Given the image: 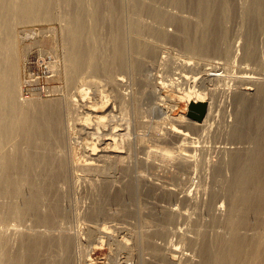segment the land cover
Returning a JSON list of instances; mask_svg holds the SVG:
<instances>
[{"label":"bare ground","instance_id":"obj_1","mask_svg":"<svg viewBox=\"0 0 264 264\" xmlns=\"http://www.w3.org/2000/svg\"><path fill=\"white\" fill-rule=\"evenodd\" d=\"M255 1L256 0H214L212 3L214 6V10H216V12L214 11L213 17L207 18L208 22H210L209 27H207V31H208L207 35H209L210 41L208 44L206 43L207 45H205V46H211L212 47L211 49L213 50L211 51L213 53L208 50H207L208 53L207 52L202 53L201 52L203 49L202 43L204 42L202 41V39L201 41H199L200 39L198 40L199 37L198 34L202 30L201 27H203L202 25L203 22L201 23L199 18L197 19L196 15H199L200 14L199 12H202L204 14L205 11H210L209 5L212 6V4L210 3L209 0H185V2H183L184 4L179 6L178 5L164 6L161 4L159 0H0V264H92L91 262L93 259L91 257H88L90 256L88 255V252L86 254L84 251L87 250V247L88 249L89 247L91 248L89 249V251L92 250V248L95 249L96 247H98L100 243H103L105 237L112 235L111 226L102 223L100 224L98 220L102 221V218L103 219L107 218L104 204L106 203L109 193L112 189L113 178H114V176H112L113 175L112 173L115 172L116 168H119L118 170H116V172L120 174L119 178L122 186L119 187L118 191H115L112 194L111 200H116V199L118 200L120 198L123 199L124 197H126L128 198L129 201V199L136 197L134 195L136 193L138 180H140L139 192H141L144 196L146 195L147 196V197L145 196L146 199L150 198L151 196L148 197V195L152 194V196H154L155 199L160 197L165 202V204L159 203L160 205H158V212L155 211V208H153L154 212H157V214L156 213L153 214L152 219H150V221H147L149 220V218H147L146 221L142 220L143 222L141 223V226L134 227L135 224L133 223L134 224V225L132 224L133 227H131L132 225L130 224L131 225L130 228L129 223H126L128 224V227L126 226L121 227L122 229L127 230V232L129 231L128 236L129 238H131L132 243L130 242L127 243L128 238H126L125 235L122 236L119 241L117 240L118 241L117 243L119 245L115 243L117 245V246L115 245L116 247L120 246L123 247V249H126V252L129 255H133L136 251L140 250L139 254L138 253L137 254L138 257H141V259H139V262L141 260L142 264H264V96H262L263 98L258 97L257 96L258 93L251 95L249 91L250 85L249 87L245 86V84H251L254 86L257 85L258 91L260 92V90L264 89V75L256 71L255 70L256 68L254 69L256 73L253 70L256 75L255 74L250 75L251 73L249 72L250 70L247 72L245 69H243L246 68L248 65L242 68V66L239 64L241 66L240 68L242 69L239 68L240 71H237L239 74L236 73L237 75L233 76V78L237 81V83H239V85L236 87L238 89H236V92L234 91L235 92L234 95L232 96L231 94V96L233 97V99L231 100H233L236 109L234 111V118H233L234 121L231 124V133L229 134L231 135L233 141L247 140V143L249 141L251 146L242 149L239 148L240 147L239 145L238 148L237 147L227 148V146L224 147L222 146L224 148L223 149L221 147L224 152L226 150L229 152V159L226 162L221 160L220 162H217V164L214 161L215 163L212 164L211 166L212 174L215 177V180H217V182L219 183V185L216 186L213 183L215 185L214 186L213 184L211 185L208 183V185H210L208 186L205 185L207 182L203 183L204 185L202 184V182L201 184H199V182L204 179L198 181L195 189L197 188L202 191L201 200L200 198H198L199 196L197 197V199H195L196 197L194 198L193 196L194 194L192 195L191 191L188 189L189 185L186 187L187 183L192 181L193 179V176L191 175H195V174L199 175L198 171H200L198 170L199 164H196V161L193 160V155H192V149L193 147L196 146L194 145L193 147L182 146L183 141L187 142L188 139L191 140L193 139L189 133L191 132L190 131L191 128L192 127L198 128L199 126L206 127L204 124L206 123L208 116H210L211 114L210 113L211 101L209 99L207 100V98L204 97V94L206 93L204 92L203 85L205 83L201 84L199 82L201 79L199 80V78H204L203 80H205L208 74L212 71H215L217 68H219V70L220 69L223 70V72L226 71L228 72L230 70L228 66L231 63H229L228 61L229 59L228 56L226 58L227 59L226 61H224V59L222 61V58L214 53L215 52L214 50L217 51V49L220 47V46L218 47L219 39L221 37H224L225 34L227 35L226 31L228 32V29L226 28L225 30V28H223L222 25L221 18L223 16L222 15L223 12H225L226 9L229 8L230 6L232 12L231 15H234L236 18L245 17V16L251 17L250 7L252 4L254 5L255 8V4H254ZM259 1H260L259 5L257 4L256 6H259V8L258 7L257 8L259 9V12H261V15L262 14L264 15V0H259ZM125 6L126 7L129 6L133 10L142 13L141 15L145 14L148 17H150L148 22L152 18L153 20L155 19L158 23V20H160V17L162 16L163 19L164 18L166 19L167 24L169 25L173 24L176 27L175 33L172 34V33H168L167 32L168 30H165L166 28L163 30L160 27L148 26L147 24L148 27L145 28L149 36L152 35L154 37L161 38L163 40L165 39L167 40V38L168 39L170 38L172 41H174V44L175 43H178V45L180 44L181 48L184 49L182 52L193 51L197 53L198 52L197 50L200 49L201 51L200 50L199 51L201 53L198 52V56H194V57L187 56V54H183V53L182 54L179 53L178 56L175 55L171 56L169 55L170 52L167 53L169 48L165 50L166 46L164 47L163 45L161 46L162 43L161 44L159 43L160 44L159 45L156 42L154 43L153 41L155 40H153L152 38L149 39L148 36L144 37L143 35L142 36L137 35L136 27L138 26V22L140 21L139 16L141 15L140 14L139 16L135 15L134 13L136 12L134 11L133 15L130 14V16L126 18L128 19L126 24L121 25L120 23H118V25L116 24L117 26L115 28L118 32L117 34H119L117 39L118 40L117 46L115 45L116 46L115 62L116 61L118 62V64L120 65L119 67L125 70L124 72L129 70L127 69L128 67L131 68L134 72L139 73L140 71H144L143 69H146L145 67L149 63L147 59L149 58L150 60L151 59L156 60V58L159 55L158 53H160L161 51L163 54L164 53L167 54L166 56L163 55V58L167 60L165 61V63L167 64V62H172V64H174V66L177 69H180L179 70L180 73L183 72L184 70H196L195 72L200 71L202 72L203 76L205 75V77L198 78L199 81L197 82L201 85H196L197 83L196 84L192 83L194 86L195 85L196 86L194 87L190 84L191 86L189 85L188 86L189 88L188 87L183 88L181 93L182 95L181 97L184 99L185 97H188V100L190 102L202 101L207 103V110L204 118L201 121H195L188 118L186 114H182L178 117H169L165 114L167 117L165 116L164 117L167 121L168 126L166 125L167 127L163 129L167 131V135L168 133L169 135H173L174 137L173 136L172 137L175 143L179 145L175 147L174 148L175 150L173 152H170V154L166 150L164 151L160 150L163 151L162 153H160L161 156H158L159 154L156 155L158 153L156 151L151 152L149 154H145V159L141 160L143 164L147 166H154V169L157 166L158 169L152 172L148 171L149 173H153L154 175H150L148 176V178H143L142 175L140 179H136L135 176L136 173L128 165L130 164L127 162V157L129 156V154L128 156L126 155L123 156L122 154L123 151L121 148H123L124 146L126 147L124 141L127 140L125 139L127 138L126 136L128 133L127 132L128 130H126L127 127H125L126 128L125 130L127 132L125 133V135L122 133L114 135L115 134L114 133L113 134L114 136L111 135L112 137L108 134H107L108 136L106 134L105 135L99 134L100 132H103V131L99 132L100 129L99 127H98V132H96L97 131L96 129H95L96 131L94 130L93 132H88L87 134L90 133V135H88V138L87 137L86 138L91 141L87 140V143L88 145H90V147L92 146L91 148L92 150L87 154L83 163H79L76 160L79 151L75 141L79 142L78 139L80 138V133H83L81 131L83 129L80 130L81 131L80 133H76L74 126L75 127H79V125L81 126L82 123L80 122V120L83 116V113H85V117L83 116L82 118L83 120H81L82 122L84 121L87 122V120L90 119L89 118L90 113L91 114L98 113L97 111L98 106L91 108L90 111L88 109L89 111L88 113L80 112L82 111L81 109L79 110L78 107L73 106L79 102L78 101L79 99H82L81 97H78L79 99H77V96H80L79 93L82 92L84 88L89 90L88 88H94L99 86L109 87L111 81L114 83V81L112 80V75L108 74V58H107L108 44L107 45L103 44L102 40H101L102 45L100 51L98 52L99 54H97L98 55L97 58H95L96 60H94L93 68L91 67L92 70L88 69L91 65H90V56L87 52L89 51V48L86 45L90 43V42L87 43V41L89 40L88 34H90L89 32L94 29V28L90 29L91 19L93 22L92 26L94 25L99 29L103 27L104 29L108 28L109 26L111 27L113 26L112 23L115 22L112 16L113 11L116 12V10H119L121 13L122 11H124ZM185 7L189 9L190 14L183 13V11H186L185 9L182 10ZM126 9L125 11L127 12L128 9L127 10ZM173 9H175V11ZM259 12L256 13L258 14ZM89 15L91 16V19L88 18ZM124 15L123 16L120 15V16L124 17ZM253 15L256 14L253 13ZM54 18H58L60 20L65 21V27H63L65 31L64 32L65 38H67V40L70 42V45L68 43L65 46H67L66 48H68V46H71V48L70 47L68 48L70 49L69 50L70 67L67 66L70 69H68L67 67L66 69L69 70L68 77L73 85L74 91L73 93L70 92L71 93L70 96L69 94H66V96L68 95V97L64 99L55 98V100L45 99L44 101L42 100L24 101L22 99L20 100L19 98L20 88L18 86L19 82L17 77L18 63H17V52H16L17 46H15L16 45L15 25L18 23L21 24L30 23L32 20H38V19L43 22L44 21L47 22L53 20ZM259 19L260 18H258L257 21ZM247 21L250 24L251 20L249 21V19H247ZM226 22L229 23V21L227 20ZM184 23H188L189 24L188 27H185ZM250 26L251 24L249 25V27ZM252 28L254 29V27ZM93 32L94 30L91 33ZM253 34L251 36H253ZM101 35L99 34V36ZM251 36L248 38H252ZM256 38L258 39V37ZM250 40L252 41L253 39ZM92 43L93 42H91L90 44L92 45ZM248 44L250 45V42H248ZM127 45H129V48L135 54V56H133L135 58H129L127 56L128 54L126 49ZM253 45L251 46V48L253 47ZM86 47L88 48V50ZM204 49H208V48H204ZM227 51L229 52V48L227 49ZM228 52H226V54ZM247 52L248 49L246 50V53ZM253 52L254 51H252V53ZM218 53H220V50ZM246 53H244L243 55H245ZM248 53L251 54L250 50ZM257 53H259V55L257 56L260 57L261 56L260 51ZM112 54L113 52L111 53V55ZM211 54L213 56H211ZM222 55H224V53ZM111 57L113 59L114 56L112 55ZM262 57L259 58L258 61L262 59ZM191 58L194 59V61L190 60ZM254 59L255 61L257 60L256 55ZM111 62L113 63V60ZM259 62H261V60ZM67 63L69 62H66V64ZM112 65H110V67L114 68L115 65L114 66ZM226 68L227 70L225 71L224 69ZM111 71L113 70L111 69ZM66 73L67 72L65 71V74ZM216 74L218 73L216 72ZM119 76L126 77L128 75L124 76V74L123 75L120 74ZM143 76L146 77V75ZM143 76L141 75V77ZM189 76L191 77V75ZM186 78H187V74H186ZM186 78L184 80H186ZM224 78L226 79L225 76ZM167 79L168 78L166 77L165 80L167 81ZM120 80H122V78ZM169 80L168 82H166L167 84L169 83ZM189 80L190 79H188V81ZM127 81H130V79ZM146 81L143 82L145 83ZM171 81L172 84L175 82L173 81V78H171ZM209 81L211 82V80ZM71 83H69V85H71ZM147 83H145L144 85H146ZM118 84L120 85V83ZM164 84L165 83H163V85ZM167 84L165 86H167ZM169 84L168 86H170ZM175 84H178V82L174 83L172 87ZM182 85L184 87L183 83ZM138 86H140L141 88L143 87L141 85ZM191 87L192 89H190ZM118 88L120 89L119 86ZM136 89L135 92H138V90ZM143 89L144 88L141 89L142 92L147 90L146 88H145L146 90ZM90 91L92 90L90 89ZM150 91L152 92V90ZM153 91L155 90L153 89ZM253 91L255 92V89ZM130 92H132V90ZM83 93L84 91L82 92V94ZM210 93L211 96L213 94H217L214 93L213 90H211ZM156 94L157 93H154L153 95L156 96ZM122 95L124 96V94ZM150 96H152V93ZM104 97L101 98H103L106 101V96ZM115 97H117V95ZM115 97L113 100L111 99L113 101V105H115L114 104ZM95 98L99 99L96 96ZM151 98L154 99L153 96ZM119 100L121 102L122 99ZM140 100L139 102H142ZM123 101L126 103L125 99ZM148 101L150 102V100ZM167 101H169V99ZM120 102L118 103L120 104ZM161 102H163V100H161ZM163 103H165V101ZM163 103H158L157 109H161L163 107ZM109 104L110 103H106V105L103 104V108L105 109L104 111L105 114L102 113L100 115L99 113L97 115V118H99L98 121L99 123H101L102 120L104 121L109 117L112 118L113 114L110 112L113 111L114 109L112 110L111 109L112 106H110ZM121 106L126 107L125 105H121ZM152 107L153 106H151V110ZM139 108H141L139 107V105L135 106L136 111L139 110ZM142 109H143V105H142ZM157 109L155 110L157 111ZM127 110L129 111V109ZM118 112L120 113V111ZM138 112L139 111H137L136 114ZM120 114L119 115L117 114L116 117L120 116ZM121 115L122 117L125 116V115L123 116V114ZM138 116L140 117L139 114ZM121 119L123 118H120V120ZM125 119H129V118L126 117ZM108 120L109 119H107V121ZM184 120H186L187 121L186 123H189L190 125L189 132L185 128L183 129L182 126H180L181 125L180 123L184 122ZM123 123H125L124 125L129 124V123L126 124V121L125 122L123 121ZM221 123L223 124V122ZM159 124H157V126H159ZM128 127H130V125ZM111 129L113 128L111 127ZM118 138H120L121 140H118ZM241 142L239 143L241 144ZM216 149L217 148H215V150ZM222 149H219L221 150L220 153L222 152ZM156 156L159 157L161 162H166L168 159H172V160L174 159V160L172 164L169 163L149 164L150 161L154 163L153 161L154 159H156ZM196 160L198 161V159ZM77 171H79V175L83 173L84 177H85V173L91 174V177L96 176L95 179L93 178V180H89L90 181L89 184H90L92 199L96 200V203L98 204H95L94 201L93 204L89 207V210L86 214L88 222L82 224V226L79 227L80 229H77L78 231H76V233L74 232V234L73 233L68 234L65 232V234L61 235L62 232L64 231L62 230V232L60 231L61 234L58 231L60 235L59 234L53 235V233L51 234L53 229L51 228L47 229V227L51 226L50 224H54V221L58 220L57 219L58 217L66 216L67 215L66 213L70 211L68 208V211L64 212L63 209L64 206L62 208L61 199L64 200L65 197L68 198L69 195L73 192L74 178H75L73 177V175L74 174L76 175ZM140 171L141 170H139L138 172ZM228 171H230L231 174L230 176L227 175L228 176L227 177L224 174L228 173ZM207 175L208 174H206V177ZM139 176H141V172ZM204 176L205 175H203V177ZM203 177L200 176V178ZM198 199L199 201H197ZM160 200L158 202H160ZM131 201L132 200H130V202ZM155 201L157 200H154V202ZM99 203L101 204L99 205ZM179 205L182 206L180 207ZM130 209L131 208H129V210ZM131 211L123 212L122 214L123 218L126 217L127 215H130L129 219H132L135 215L132 213L133 211L132 212ZM70 213L67 216H69ZM203 213L206 214L205 217L208 218L207 221H203L205 215ZM148 217H150V215ZM181 217L182 219L184 218V220L187 221L188 228L186 226H184L183 228L174 227V226L170 227V225L172 224L175 225L174 223L176 222V220L180 219ZM70 219L71 218H69V220ZM134 219H132L133 222ZM10 220H12L13 223L14 220L15 222L18 221L19 224L10 225L8 224ZM128 221L131 220H127L125 222ZM28 222L31 223L32 227H34L37 224L36 226H39L41 228L42 226H46V229H40V228L37 229L36 227L32 228L31 226H29V224L28 226L26 225ZM183 222L184 221H182V226L184 224ZM38 223L43 225H38ZM68 225L70 224L68 223ZM119 228L120 227H118V230ZM118 232L120 233V231ZM11 235L14 236V238L12 237V239H14L13 243L11 242L12 240L10 241L9 239ZM172 235L178 237V239L174 237L176 240H178L177 242H174L171 239H169ZM81 240H83L85 244H83ZM178 243L184 244L185 248L187 249L186 251L189 250V252L186 253L184 250L185 248H182L184 250L183 251L181 249L183 245H181L180 247V244ZM12 244L14 245V247L12 246ZM137 254H135L136 257ZM126 262L127 261H125V264H128Z\"/></svg>","mask_w":264,"mask_h":264},{"label":"rangeland","instance_id":"obj_2","mask_svg":"<svg viewBox=\"0 0 264 264\" xmlns=\"http://www.w3.org/2000/svg\"><path fill=\"white\" fill-rule=\"evenodd\" d=\"M160 2H161V4L162 5H164V6H176V5H183L184 3L183 2H185V0H159ZM210 1V3L212 4V6L211 5H209L210 6V8H209V10L210 11H205V15L202 13V12H199L200 14L199 15H196V17H197V19L199 18V20L201 21V23H202V25H203V27H201L202 28V30L200 31V33L198 34V40L199 41H201V39H202V41L204 42V43H202L203 44V46H202V51L200 50V49H198L197 51L198 52H202V53H206L207 52V50L208 51H211L212 49V47L211 46H205V45H207L208 43H209V41H210V37H209V35H207L208 34V31H207V27H209V25H210V22H208V20H207V18L208 17H213V15H214V11L216 12V10H214V6H213V1L214 0H209ZM91 2V1H90ZM89 2V3H90ZM160 2H159V4H160ZM259 0L257 1H255L254 2V4H255V8H259V6H256L257 4L259 5ZM253 6V7H252ZM128 9V14H127V12L125 11V9ZM251 9H250V16L251 17H249V16H245V17H239V18H242V19H239L238 17L236 18L234 15H231L232 14V12H231V8H230V6H229V8H227L226 9V11L225 12H223V16L224 17H226V18H224L223 16H222V25H223V28H225V30H226V28L228 29V32L226 31V33H227V35L225 34V36L224 37H221L220 39H219V41H218V49H217V51L219 52V50H220V53H218L216 50H214L215 52V54L217 55V56H219V57H221L222 58V61H223V59H224V61H226L227 59V56H228V61H229V63H231L232 64V66H231V64L228 66L229 67V71L227 72L226 70H227V68L226 69H224L226 72H223V70H219V68H217L215 71H212V72H210L209 74H208V76L205 78V80H206V82H205V80H203L204 78H199V77H205V75L203 76L202 75V72H200V71H198V72H195L196 70H181V71H183V72H181L180 73V69H177L175 66H174V64H172V62H167V64L165 63V61H167L166 59H164L163 58V55L164 56H166L167 54L166 53H162L161 51H160V53H158L159 55H158V57L156 58V60L155 59H147V61L149 62L148 64H147V61H146V69H143L144 71H140L139 73L138 72H134L131 68H127V69H129L128 71H126V72H124L125 70L124 69H122L121 67H119L120 65L118 64V62L116 63L115 62V52H116V46H117V43H118V36H119V34H117L118 32H117V30L115 29L116 28V26L118 25V23H120L121 25H123V24H126L127 23V20L128 19H126V18H128L129 16H130V14H132L133 15V13H134V11L135 10H133L132 8H130L129 6L128 7H126L125 6V8H124V11H122L121 13H120V11L119 10H116V12L115 11H113V13H112V16H113V18H114V21L116 22V19H117V22L115 23V22H113L112 23V25L113 26H109L108 28H105L104 29V27L103 28H101V29H99V28H97V27H95L94 25L92 26V24H93V22H92V19H91V16L89 15L88 16V18H90L91 19V28L90 29H93L94 30V32L93 33H91L93 30H91L89 33L90 34H88V41H87V43H91V42H93L92 43V45L89 43V44H87L86 46L89 48V51H87L88 52V54H89V56H90V67L88 68V69H91L92 70V68H93V64H94V60H96L95 58H97V54H99L98 52L100 51V48H101V45H102V42H103V44H108L107 45V47H108V56H107V58H108V74H111L112 75V80L114 81V83L111 81L110 82V85H109V87H103V86H99V87H94V88H88L89 90H87V89H83L82 90V92L84 91V95L82 94V92H80L79 93V95L80 96H77V99H79L78 97H81L82 99H79L78 101V103H76L75 105H73L74 107H78L79 108V110L81 109L82 111H80V112H86V113H88L89 111H90V109L91 108H93V107H97L98 109H97V111H98V113H96V114H89V118L91 119V121H90V119H88L87 120V122L86 121H84V122H82L81 120H83L82 118H83V116L85 117V113H83V116H82V118H81V120H80V122L82 123L81 124V126L79 125V127H75L74 126V128H75V132L76 133H80L81 131L83 132V133H80V138L78 139L79 140V142H76L75 141V143H76V146L78 147V155H77V158H76V160H77V162H79V163H83L84 162V160H85V158H86V156H87V154L89 153V152H91V148H92V146L90 147V145H88V143H87V140L88 141H91V140H89V139H87L88 138V135H90V133L89 134H87L88 132H93L95 129L97 130H95L96 132H98V127L100 128L99 129V132L100 131H103V132H100L99 134H103V135H112V136H114V135H117V134H120V133H122V134H124L125 135V133H127V138H125V139H127V140H125L123 143L126 145V147L124 146V144H123V148H121L122 149V151H123V156L124 155H126V156H128V154H129V156L127 157V162L128 163H130V164H128L133 170H134V172L136 173V179H140V177H142V175H143V178H148V176H150V175H154L153 173H149V172H152V171H155V170H157L158 169V167L156 166L155 167V169H154V166H147V165H145V164H143V162L141 161V160H143V159H145V154H149V153H151V152H158L156 155H158V156H161V154L160 153H162L164 150H166V151H168L169 152V154H170V152H173L175 149V147H177L179 144H177V143H175V141H174V139H173V135H169V133H168V135H167V131L166 130H164L167 126H168V124H167V121H166V119H165V117H167V116H169V117H178V116H180V115H182V114H186L187 113V110H188V103L190 102L189 100H188V97H185V99L184 98H182L181 96V93H182V90H183V88H185V87H188L190 84L192 85V86H194L193 84H196V85H201V84H203V83H205L204 85L206 86H204L203 85V88H204V92L206 93V94H204V97H206L207 98V100L209 99L210 101H211V114H210V116H208V118H207V121H206V123L204 124L206 127H204V126H199L198 128H191V130H190V125H189V123H186L187 121L186 120H184V122H182V123H180L181 125L180 126H182V128L184 129H186L188 132H189V130L191 131V132H189L190 133V135L192 136V140L191 139H188L187 140V142L186 141H183L182 142V146L183 147H186V146H192L193 147V145L194 146H196V147H193V149H192V155H193V160L194 161H196V164H199V168H198V170H200V171H198V174L199 175H197V174H195V175H191V176H193V179H192V181H190V182H188L187 183V185H186V187L188 186V189L191 191V194L194 196V198L195 199H197V197L198 198H200V200L202 199V195H201V190L200 189H195V187H196V184L198 183V181H200L201 179H204V180H201L200 182H199V184H201V182H202V184L203 183H206L205 185H208V183L209 184H215L216 186L217 185H219V183L217 182V180H215V177L213 176V174H212V164H214L215 162H216V164H217V162H220L221 160L222 161H224V162H226V161H228V159H229V152L226 150L225 152L223 151V147L224 146H227V148H238L239 146V148L240 149H242V148H248V147H250L251 146V144H250V142L248 141V143H247V140H234L233 141V139L231 138V135L229 134V133H231V124H232V122L234 121V111H235V109H236V106H235V104H234V102H233V100H231V99H233V95H234V93L236 92V89H238V88H236L238 85H239V83H237V81L233 78V76H235V75H237L236 73H238L237 71H240V69H242L243 67H246V65H248L246 68H243V69H245L247 72L249 71V72H251L250 73V75H253V74H255L256 73V71H258L259 73H261V74H263L264 75V15L262 16L261 15V12H259V9L257 8V9H255L254 8V5H252L251 4V7H250ZM253 8V9H252ZM126 9V10H127ZM130 9V10H129ZM133 10V12H132V10ZM186 10V11H183V13L184 14H190V11H189V9L187 8V7H185V8H183L182 10ZM187 9H188V12H187ZM174 11H175V9H173ZM253 11V12H252ZM118 12V13H117ZM136 13H134L135 15H138L139 16V14L141 15L142 13H139L138 11H135ZM256 12H259L258 14L256 13ZM195 13V12H194ZM202 13V14H201ZM206 13H207V15H206ZM210 15H209V14ZM212 13V14H211ZM225 13V14H224ZM226 13H227V15H226ZM253 13L254 14H256V15H253ZM117 14V15H116ZM119 14V15H118ZM125 14V15H124ZM128 16H127V15ZM116 15V16H115ZM120 15H124V17H122V16H120ZM144 15V16H143ZM143 15H141V16H139V18H140V21L138 22V26L136 27V34L137 35H140V36H148L149 37V39L150 38H152L153 40H155V41H153L152 39V41L155 43H157V44H161V46L163 45V47L164 46H166L165 47V50L166 49H168V51H167V53H169V55H171V56H178L179 55V53L180 54H187V56H198V52L196 53V52H193V51H191V52H187V51H184V52H182L184 49L183 48H181V46H180V44L178 45V43H175L174 44V41H172L170 38L168 39L167 38V40L165 39V40H163V39H161V38H157V37H154V36H149V34L147 33V30H146V28L145 27H148V26H157V27H160V28H162L163 30L165 29V30H168L167 32L168 33H175V31H176V27H175V25H173V24H167L166 23V19L164 18H162V16L160 17V20H158V23H157V21L154 19H150V21L148 22V20H149V18L150 17H148L147 15H145V14H143ZM202 15V16H201ZM258 15V16H257ZM200 16V17H199ZM256 16V17H255ZM259 16H261V17H259ZM121 17V18H120ZM145 17H146V19H145ZM204 17V18H203ZM126 20H125V19ZM141 18H142V20H141ZM145 20H144V19ZM203 18V19H202ZM224 18V19H223ZM232 18H235V19H232ZM246 18V19H245ZM254 18V19H253ZM258 18H260L258 21H257V19ZM263 18V19H262ZM55 19V20H54ZM53 20H51V21H41V20H32L30 23H23V24H21V23H18V24H16L15 25V43H16V45L15 46H17L16 47V49H17V67H18V70H17V77H18V86H19V98H20V100L22 99V100H26V101H28V100H30V101H44L45 99L46 100H55V98L56 99H64V98H66V97H68V95L66 96V94H69V96L71 95V93H73V85H72V83L70 82V80H69V74H68V72H69V70L68 69H70L69 67H70V59H69V50L70 49H68L69 47L71 48V46H68V48H66L67 46H65V45H67L68 43H69V45H70V42L67 40V38H65V31H64V28L63 27H65V21H63V20H60V19H58V18H54ZM123 19V20H122ZM228 19H230V20H228ZM245 19V20H244ZM247 19H249V21H250V24H251V26L249 27V22L247 21ZM256 19V20H255ZM57 20V21H56ZM121 20V21H120ZM125 20V21H124ZM151 20H153V21H151ZM205 20H206V22H205ZM226 20L227 21H229V23H227L226 22ZM144 21V22H143ZM148 23H147V22ZM159 21H161V22H159ZM225 21V22H224ZM257 21V22H256ZM261 21V22H260ZM140 22H142V23H140ZM146 22V23H145ZM207 22H208V24H207ZM140 23V24H139ZM155 23V24H154ZM164 23V24H163ZM201 23H200V26H201ZM205 23V24H204ZM224 23V24H223ZM257 23H258V25H257ZM117 24V25H116ZM145 24V25H144ZM147 24H148V26H147ZM161 25V26H159V25ZM255 26H254V25ZM184 25H185V27H188V23H184ZM206 25H208V26H206ZM115 26V27H114ZM144 26V27H143ZM165 26V27H164ZM204 26H206V27H204ZM252 27H254V29L252 28ZM110 28V29H109ZM114 28V29H113ZM206 28V29H205ZM254 30H252V29ZM98 29V30H97ZM204 29V30H203ZM261 29V30H260ZM140 30V31H139ZM263 30V31H262ZM111 31V32H110ZM113 31V32H112ZM96 32V33H95ZM100 32V33H99ZM139 34H138V33ZM141 32H142V34H141ZM251 32V33H250ZM104 33H105V35H104ZM144 33H145V35H144ZM248 33V34H247ZM254 33V34H253ZM257 33V34H256ZM263 33V34H262ZM92 34V35H91ZM95 36H94V35ZM99 34L101 35V36H99ZM147 34V35H146ZM201 34V35H200ZM250 34V35H249ZM253 34V36H251ZM256 34V35H255ZM91 35V36H90ZM112 37H110V36ZM112 35H114V36H112ZM97 36V37H96ZM106 36V37H105ZM201 36V37H200ZM208 36V37H207ZM227 36V37H226ZM252 37V38H248V37ZM255 36V37H254ZM93 39H92V38ZM98 37H100V38H98ZM225 37H226V39H225ZM254 37V38H253ZM256 37H258V39L256 38ZM91 38V39H90ZM95 38V39H94ZM103 38V39H102ZM106 40H105V39ZM110 40H109V39ZM157 38V39H156ZM250 39H253L252 41L250 40ZM93 40V41H92ZM98 40V41H97ZM101 40H102V42H101ZM104 40V41H103ZM108 40V41H107ZM115 40V41H114ZM169 40V41H168ZM97 41V42H96ZM222 41V42H221ZM247 41V42H246ZM64 42V43H63ZM101 42V43H100ZM111 42H112V44H111ZM114 42V43H113ZM219 42H221L222 43V45H221V43H219ZM247 44H246V43ZM248 42H250V45L248 44ZM253 42V43H252ZM128 43V42H127ZM207 43V44H206ZM93 44H95V45H93ZM112 46H111V45ZM114 44V45H113ZM159 44V45H160ZM165 44V45H164ZM254 44V45H253ZM258 44V45H257ZM91 45V46H90ZM110 45V46H109ZM116 45V46H115ZM246 45V46H245ZM253 45V47L251 48V46ZM65 46V47H64ZM94 46V47H93ZM115 46V47H114ZM255 46V47H254ZM86 47V48H87ZM93 47V48H92ZM113 47V48H112ZM180 47V48H179ZM247 47V48H246ZM258 49H257V48ZM260 47V48H259ZM88 48H87V50H88ZM112 48V49H111ZM129 45H127V56L129 57V58H135V57H133V56H135V54L132 52V50L129 48ZM204 48H208V49H204ZM229 48V52L227 51V49ZM231 48V49H230ZM245 50H244V49ZM255 48V49H254ZM225 49V50H224ZM248 49V52H249V50H250V53L251 54H249L248 52L246 53V50ZM257 49V50H256ZM67 50V51H66ZM94 50V51H93ZM129 50H130V52H129ZM200 50V51H199ZM231 50V51H230ZM260 51V54H261V56L259 57V56H257V55H259V53H257V52H259ZM113 52V59H112V55H111V53ZM203 51H205V52H203ZM213 51V50H212ZM211 51V52H212ZM222 51H224V52H222ZM245 51V52H244ZM252 51H254L253 53H252ZM255 51H256V54H255ZM262 51V52H261ZM187 52V53H186ZM200 52V53H201ZM211 52H209V53H211ZM226 52H228L227 54H226ZM232 52V53H231ZM66 53V54H65ZM133 53V54H132ZM192 53V54H191ZM193 53H194V55H193ZM208 53V52H207ZM213 53V52H212ZM224 53V55H222ZM231 53V54H230ZM244 53H246L245 55H243ZM189 54H191V55H189ZM219 54V55H218ZM249 55V57H248V55ZM253 54V55H252ZM263 54V55H262ZM95 55H96V57H95ZM232 55V56H231ZM246 55H247V57H246ZM252 55V56H251ZM255 55H256V61H255ZM94 56V57H93ZM211 56H213L212 54H211ZM246 57V59H245V57ZM251 56V57H250ZM263 56V57H262ZM243 57V58H242ZM254 57V58H253ZM262 57V59H260L261 60V62H259L258 61V59L259 58H261ZM92 58V59H91ZM111 60H110V59ZM162 58V59H161ZM250 58V59H249ZM234 59V60H233ZM252 59V60H251ZM254 59V60H253ZM113 60V63L111 62ZM153 60V61H152ZM161 60H162V62H161ZM190 60H193L194 61V59H190ZM109 61H110V63H109ZM232 61V62H231ZM234 61V62H233ZM253 61V62H252ZM258 61V62H257ZM66 62H69V63H67L66 64ZM92 62V63H91ZM163 63H165V64H163ZM171 64V66H170V64ZM254 63H255V65H254ZM257 63V64H256ZM69 64V65H68ZM113 64V65H112ZM163 64V65H162ZM242 66V68H240L241 66ZM259 64H260V66H259ZM110 65H112V66H114V68H112V67H110ZM157 65H158V67H157ZM235 65V66H234ZM67 66H69V67H67ZM152 66V67H151ZM162 68H161V67ZM167 66V67H166ZM173 66V67H172ZM234 66V67H233ZM239 66V67H238ZM66 67L68 68V69H66ZM92 67V68H91ZM151 67V68H150ZM164 67V68H163ZM252 67H254V68H252ZM116 68H118V69H116ZM172 68V69H171ZM173 68H175V69H173ZM240 68V69H239ZM248 68H250V69H248ZM256 68V69H255ZM111 69L113 70V71H111ZM126 69V70H127ZM164 69H165V72H164ZM233 69V70H232ZM256 71H255V70ZM68 70V71H67ZM91 70H88V71H91ZM117 70V71H116ZM146 70V71H145ZM171 70V71H170ZM174 70V71H173ZM235 70V71H234ZM255 71V73H254V71ZM65 71L67 72L66 74H68V75H66L65 74ZM118 72V73H120V74H124V76L125 75H128V76H126V77H123V76H119L120 74H118V73H116V72ZM130 71H132V72H130ZM161 71V72H160ZM173 71V72H172ZM232 71V72H231ZM262 71V72H261ZM131 74H130V73ZM191 72V73H190ZM195 72V73H194ZM216 72L218 73V74H216ZM221 72H223V73H221ZM257 72V73H258ZM90 73H92V72H90ZM113 73V74H112ZM129 73V74H128ZM144 73V74H143ZM167 73V74H166ZM175 73V74H174ZM221 73V74H220ZM225 73V74H224ZM115 74H117V75H115ZM143 76V75H146V77L145 76H143V77H145V78H143V77H141V75ZM172 74V75H171ZM186 74H187V78H186ZM199 76H198V75ZM211 74H212V76H211ZM216 74V75H215ZM224 74V75H223ZM226 74H228V75H226ZM239 74V73H238ZM131 75V76H130ZM137 75V76H136ZM182 75H184L185 76V78H186V80H184L185 78H184V76H182ZM189 75H191V77L189 76ZM195 75V76H194ZM256 75V74H255ZM67 76V77H66ZM117 76V77H116ZM151 76V77H150ZM182 76V77H181ZM189 76V77H188ZM216 76H218V77H216ZM223 76V77H222ZM224 76L226 77V79L224 78ZM120 77V78H119ZM138 77V78H137ZM164 77V78H163ZM166 77L168 78L167 79V81L165 80L166 79ZM181 77V78H180ZM211 78V79H209V78ZM222 77V78H221ZM115 78H117V79H115ZM119 78V79H118ZM122 78V80H120ZM125 78V79H124ZM144 80H143V79ZM149 79V80H147V79ZM171 78H173V81H175L174 83H176V82H178V84H175L173 87H172V85L174 84H172V81H171ZM174 78H176V79H174ZM198 78H199V80H198ZM216 80H215V79ZM221 78V79H220ZM115 79V80H114ZM126 80V81H124V80ZM130 79V81H127V80H129ZM140 79V80H139ZM170 79V80H169ZM182 79H183V81H182ZM188 79H190L189 81H188ZM197 79V80H196ZM214 79V80H213ZM229 79V80H228ZM232 79V80H231ZM148 81V83H147V81ZM168 80H169V83H170V81H171V83L169 84L170 86H168V84L166 83V82H168ZM195 81V83H194V81ZM209 80H211V82L209 81ZM122 81V82H121ZM123 81H124V83H123ZM143 81H146L145 83H147L146 85H144L145 83L143 82ZM180 81H182V82H180ZM191 81H193V82H191ZM197 81H199L201 84H199ZM235 81V82H234ZM128 84H126V83ZM136 83V85H135V83ZM143 82V83H142ZM150 82H151V84H150ZM180 82V83H179ZM185 82H187V83H185ZM69 83H71V85H69ZM118 83H120V85L118 84ZM137 83H138V85H141V86H143L142 88H146L145 90L146 91H143L142 92V88L140 87V86H138L137 85ZM162 83V84H161ZM163 83H165L164 85H163ZM182 83L184 84V87H183V85H182ZM193 83V84H192ZM113 84V85H112ZM120 87V89L118 88V86ZM125 86H124V85ZM167 84V86H165ZM185 84H187V85H185ZM235 84H236V86H235ZM115 85V86H114ZM132 85V86H131ZM136 86V88H135V86ZM190 85V86H191ZM195 85V86H196ZM249 85H250V87H249ZM71 86H72V89H71ZM117 86V87H116ZM128 86V87H127ZM145 86V87H144ZM194 86V87H195ZM217 86V87H216ZM245 86H248L249 88H250V93H251V95H254V94H257V96L258 97H262V96H264V93H263V90H260V92L258 91V86L256 85V86H254V85H251V84H245ZM122 87V88H121ZM123 87H125V88H123ZM139 87V88H138ZM176 89H175V88ZM193 87V88H194ZM198 87V86H197ZM252 87V88H251ZM255 87H257V88H255ZM116 88H118V89H116ZM127 88V89H126ZM182 88V89H181ZM189 88V87H188ZM227 88H228V90H227ZM90 89L93 91V90H96V91H90ZM121 89H123V90H121ZM127 90V91H125V90ZM135 89L136 90H138V92H135ZM140 89V90H139ZM143 89V90H144ZM153 89L155 90V91H153ZM190 89H192V87L190 88ZM207 89H210V90H207ZM255 89V92L253 91ZM72 90V91H71ZM132 90V92H130ZM150 90H152V92L150 91ZM211 90H213L214 91V93H217V94H213L212 96H211V93H210V91ZM98 91V92H97ZM119 91H122V92H119ZM152 93V96H153V98L154 99H152L151 97L152 96H150L151 95V93ZM231 91H233V92H231ZM235 91V92H234ZM71 92V93H70ZM86 92H87V95H86ZM88 92H89V94H88ZM96 92V93H95ZM113 92V93H112ZM142 92V93H141ZM148 92H149V94H148ZM223 92V93H222ZM228 92H229V94H228ZM254 92V93H253ZM105 93V94H104ZM113 94V95H111V94ZM133 95H132V94ZM137 95H136V94ZM146 93H147V95H146ZM154 93H157L156 94V96L155 95H153ZM213 93V92H212ZM263 93V94H262ZM122 94H124V96L122 95ZM125 94H126V96H125ZM128 94V95H127ZM209 94V95H208ZM224 94V95H223ZM227 94V95H226ZM231 94H232V96H231ZM82 95V96H81ZM89 95V96H88ZM93 95V96H92ZM97 97V98H99V99H96L95 98V96ZM109 95V96H108ZM117 95V97H115ZM139 95V96H138ZM177 95H179V96H177ZM215 95V96H214ZM223 95V96H222ZM226 95V96H225ZM98 96H100V97H98ZM104 96H106V101L104 100L105 99V97ZM123 96V97H122ZM128 96H130V97H132V98H130V97H128ZM160 96V97H159ZM210 96H211V98H210ZM53 97V98H52ZM86 97V98H85ZM92 97H93V99H92ZM101 97H104V99L103 98H101ZM114 97H115V100H114V104L115 105H113V99H114ZM147 97V98H146ZM156 97V98H155ZM158 97V98H157ZM180 99H179V98ZM83 98H85V99H83ZM165 100H164V99ZM169 99V101H167L168 99ZM182 98V99H181ZM263 98V97H262ZM104 100V102H103V100ZM110 99V100H109ZM112 99V100H111ZM116 99H117V101H116ZM119 99H122L121 100V102H120V100ZM126 100V103L123 101V100ZM138 99V100H137ZM141 99V100H140ZM167 99V100H166ZM179 99V100H178ZM80 100H82V101H80ZM91 100V101H90ZM119 100V101H118ZM135 100H136V102H135ZM139 100L140 101H142V102H139ZM147 102H146V101ZM148 100H150V102L148 101ZM153 102H152V101ZM161 100H163V102L165 101V103H163V102H161ZM173 100V101H172ZM100 101V102H99ZM108 101V102H107ZM129 101H130V103H129ZM138 101V102H137ZM155 101V102H154ZM99 102V103H98ZM103 102V103H102ZM112 102V103H111ZM116 102H117V104H116ZM118 102H120V104L118 103ZM152 102V103H151ZM167 102V103H166ZM221 102V103H220ZM98 103V104H97ZM106 103H110L109 105L110 106H112V110L113 111H111L110 113H112L111 115H112V118L111 117H109V118H107V119H109L108 121H107V119H105L104 121L102 120V122L101 123H99L98 121H99V118H97V115L100 113V115L103 113V114H105L104 113V111H105V109L103 108V104L104 105H106ZM127 103H128V105H131V106H128L127 105ZM131 103H133V104H131ZM137 103V104H136ZM142 103H144V104H142ZM155 103V104H154ZM158 103H163V107L161 108V109H157V104ZM169 103V104H168ZM227 103V104H226ZM100 104V105H99ZM147 104V105H146ZM173 104V105H172ZM86 105V106H85ZM121 105H127L126 107H123V106H121ZM139 105V107H141V108H139V110H137V111H139L137 114H136V109H135V106H138ZM142 105H143V109H142ZM220 105V106H219ZM227 105V106H226ZM118 106V107H117ZM120 106H121V108H120ZM133 106V107H132ZM147 106V107H146ZM151 106H153L152 107V110H151ZM154 106H155V108H154ZM167 108H166V107ZM129 107V108H128ZM145 107V108H144ZM172 107V108H171ZM222 107V108H221ZM119 110H118V109ZM164 108V109H163ZM88 109H89V111H88ZM127 109H129V111L127 110ZM142 111H141V110ZM155 109H157V111L155 110ZM163 109V110H162ZM171 109V110H170ZM226 109V110H225ZM100 110H102V111H100ZM120 111V113L121 114H123V116L125 115L126 117H128L129 119H125L126 117L124 116V117H122V115L118 112V111ZM151 110V111H150ZM158 110H159V112H158ZM161 110H162V112H161ZM118 113H117V112ZM132 111H134V112H132ZM144 111V112H143ZM150 111V112H149ZM123 112V113H122ZM130 112H132V113H130ZM147 112V113H146ZM144 113V114H143ZM119 115L120 114V116H117L118 118L120 117V118H123V119H121L120 120V118L118 119L117 117H116V115ZM138 114L140 115V117L138 116ZM167 116H166V115ZM225 114V115H224ZM229 114V115H228ZM99 115V116H100ZM115 115V116H114ZM129 115H131V116H129ZM142 115V116H141ZM163 115V116H162ZM96 116V117H95ZM165 116V117H164ZM230 117V119H229V117ZM78 117V116H77ZM92 117V118H91ZM131 117V118H130ZM161 117V118H160ZM164 117V118H163ZM112 120H111V119ZM134 118V119H133ZM211 118V119H210ZM132 119V120H131ZM93 120V121H92ZM163 120V121H162ZM119 121V122H118ZM123 121L125 122L126 121V124H128V125H124L125 123H123ZM127 121H129V122H127ZM159 121V122H158ZM166 121V122H165ZM220 121V122H219ZM229 121V122H228ZM118 122V123H117ZM131 122H132V124H131ZM134 122V123H133ZM221 122H223V124L221 123ZM228 122V123H227ZM231 122V123H230ZM83 123H85V124H83ZM93 123V124H92ZM106 123H107V125H106ZM122 125H120V124ZM160 123V124H159ZM162 123V124H161ZM210 123V124H209ZM89 124V125H88ZM91 124V125H90ZM95 124V125H94ZM110 124H112V125H110ZM118 124V125H117ZM157 124H159V126H157ZM163 124H164V127H163ZM182 124H184V125H182ZM104 125V126H103ZM115 126V128H114V126ZM130 125V127H128ZM134 125V126H133ZM167 125V126H166ZM222 125V126H221ZM84 126V127H83ZM91 126H93V127H91ZM101 126V127H100ZM124 126V127H123ZM82 127V128H81ZM90 127V128H89ZM96 127V128H95ZM107 127V128H106ZM110 127V128H109ZM111 127L113 128V129H111ZM121 128V129H118V128ZM125 127H127V129L125 128ZM202 127V128H201ZM88 128V129H87ZM92 128V129H91ZM104 128H105V130H104ZM130 128V129H129ZM164 128V129H163ZM81 129H83V130H81ZM108 129V130H107ZM128 130L127 132H126V130ZM81 130V131H80ZM89 130V131H88ZM112 130V131H111ZM116 130H117V132H116ZM121 130V131H120ZM164 130V131H163ZM228 130V131H227ZM86 131V132H85ZM108 131V132H107ZM111 131V132H110ZM119 131V132H118ZM166 131V132H165ZM199 131V132H198ZM107 132V133H106ZM193 132V133H192ZM203 132V133H202ZM85 133V134H84ZM115 133V134H114ZM192 133V134H191ZM202 133V134H201ZM206 133V134H205ZM82 134V135H81ZM114 134V135H113ZM225 134V135H224ZM85 135H87V136H85ZM107 135V136H108ZM130 135H132V136H130ZM194 135V136H193ZM204 135V136H203ZM228 135V136H227ZM109 136V137H110ZM111 136V137H112ZM173 136V137H172ZM198 136V137H197ZM225 136V137H224ZM87 137V138H86ZM110 137V138H111ZM197 139V140H196ZM220 139V140H219ZM226 139V140H225ZM93 140V139H92ZM118 140H121L120 138H118ZM133 140V141H132ZM218 143H217V142ZM232 141V142H231ZM242 141V142H241ZM185 142V143H184ZM193 142V143H192ZM216 142V143H215ZM239 142H241V144L239 143ZM246 144H245V143ZM78 143V144H77ZM135 143V144H134ZM185 145H184V144ZM232 143V144H231ZM90 144V143H89ZM197 144V145H196ZM79 145V146H78ZM127 145H128V147H127ZM229 145V146H228ZM235 145V146H234ZM239 145V146H238ZM247 145V146H246ZM220 146V147H219ZM223 146V147H222ZM129 147H131V148H129ZM213 147V148H212ZM223 149H222V148ZM198 148V149H197ZM200 148V149H199ZM215 148H217L216 150H215ZM120 149V150H121ZM197 149V150H196ZM219 149H222V152L220 153V151L221 150H219ZM130 150V151H129ZM160 150H163V151H160ZM200 150V151H199ZM195 151V152H194ZM132 152V153H131ZM158 156H156V159H154V163H152L151 161H150V163L149 164H172V162H173V160L172 159H168L166 162H161L160 161V159H159V157ZM201 156V157H200ZM217 156V157H216ZM136 157V158H135ZM144 157V158H143ZM170 157V156H169ZM223 157V158H222ZM199 158H201V159H199ZM219 158V159H218ZM225 158V159H224ZM129 159V160H128ZM196 159H198V161H200V162H198ZM155 160H156V162H155ZM219 160V161H218ZM215 161V162H214ZM147 164V163H146ZM210 165V166H208V165ZM200 165H201V168H200ZM203 165V166H202ZM208 167H207V166ZM137 166V167H136ZM145 166V167H144ZM134 167V168H133ZM204 167V168H203ZM147 168V169H146ZM148 168H151V169H148ZM119 168H116V170H118ZM203 169V170H202ZM206 169V170H205ZM211 169V170H210ZM115 170V169H114ZM116 170H115V172H113L112 174V176H114V178H113V186H112V189H111V191H110V193H109V196H108V199H107V201H106V203L104 204V207H105V213H106V215H107V218H102V221L101 220H98V222L101 224H105V225H108V226H111V230H112V235H110V236H108V237H105L104 238V241H103V243H100L99 245H98V247H96L95 249L94 248H92V250H90L89 251V249H91L90 247H89V249H88V247H87V250L86 251H84L86 254H87V252H88V255H90V256H88V257H91L93 260H92V264H125V261H127L126 263H128V264H142L141 262V260H140V262H139V259H141V257H138V254H139V252H140V250H138V251H136L133 255H129L127 252H126V249H123V247H120V246H118V247H116L117 245H119L117 242L120 240V238L122 237V236H124L125 235V237L126 238H128L127 240V243H132V240H131V238H129V236H128V233H129V231L127 232V230H125V229H122L121 227L122 226H126V227H128V224H126V223H129V227L133 224L134 225V227H136V226H141V223L143 222L142 220H145L146 221V219L147 218H149V220H147V221H150V219H152V216H153V214H157V212H158V205H160V204H165V202L159 197V198H156L155 199V197L154 196H152V194H150V195H148V197H150V198H147L146 199V197L141 193V192H139V182H140V180H138V184H137V188H138V191H137V188H136V193H135V195L134 196H136V197H134V198H132V199H129V201H128V198H126V197H124L123 199L122 198H120V199H116V200H111V196H112V194L115 192V191H118V189H119V187L120 186H122L121 185V183H120V178H119V173H117L116 172ZM139 170H141L140 172H141V176H139L140 175V172H138ZM151 170V171H150ZM143 171V172H142ZM147 171V172H146ZM149 171V172H148ZM204 171H205V173H204ZM207 171V172H206ZM138 172V173H137ZM201 172H203V173H201ZM227 172V171H226ZM225 172V173H226ZM76 173V172H75ZM78 173V174H77ZM77 173H76V175L74 174L73 175V177H75L74 178V189H73V192L69 195V197L68 198H64V200L63 199H61V205H62V208H63V206H64V212L66 211H68V208H69V210L71 211V213H70V211H68V213H66L67 215L70 213V215L69 216H60V217H58L57 219L58 220H55L54 221V224H50L51 226H49V227H47V229L48 228H51V229H53V231L51 232V234L53 233V235H58L59 234V232L61 231L62 232V230H64L63 232H62V234H61V232H60V234L61 235H63V234H65V232L66 233H68V234H74V232L76 233V231H78L77 229H80L79 227L80 226H82V224H84V223H87L88 221V219H87V212H88V210H89V207L93 204V202L95 201V204H98V203H96V200H93L92 199V196H91V189H90V181L89 180H93V178L95 179V177L96 176H94V177H91V174H86L85 173V177H84V175H83V173H81L80 175H79V171H77ZM142 173H144V174H142ZM145 173H146V175H145ZM139 174V175H138ZM148 174V175H147ZM206 174H208L207 175V177H206ZM230 171H228V173H226V174H224L225 176H230ZM89 175V176H88ZM137 175H138V177H137ZM203 175H205L204 177H203ZM83 176V177H82ZM199 176V177H198ZM200 176L201 177H203V178H200ZM227 176V177H228ZM76 178H78V179H76ZM88 178H90V179H88ZM211 178V179H210ZM199 179V180H198ZM212 180H214V181H212ZM78 181V182H77ZM194 181V182H193ZM76 183H77V185H76ZM136 183H137V181H136ZM213 184V185H214ZM204 185V184H203ZM214 185V186H215ZM183 186H184V184H183ZM194 186V187H193ZM208 186H210V185H208ZM193 188H194V190L196 191H194L193 190ZM200 190V191H199ZM195 193H194V192ZM197 192H199V193H197ZM136 194H138V195H136ZM155 195V194H154ZM197 195V196H196ZM143 196V197H142ZM156 196V195H155ZM152 197H154V198H152ZM157 197V196H156ZM63 198V197H62ZM136 198V199H135ZM141 198V199H140ZM145 198V199H144ZM68 199V200H67ZM152 199H154V200H157V201H155L154 202V200H152ZM160 200V202H158L159 200ZM130 200H132L131 202H130ZM134 200V201H133ZM152 200V201H151ZM71 201V202H70ZM197 201H199V199L197 200ZM70 202V203H69ZM139 202V203H138ZM153 202H154V204H153ZM162 202V203H161ZM65 203V204H64ZM148 203V204H147ZM158 203V204H157ZM160 203V204H159ZM101 203H99V205H100ZM132 206H131V205ZM74 205V206H73ZM149 205H150V207H149ZM157 205V206H156ZM73 206V207H72ZM131 206V207H130ZM135 206V207H134ZM141 206V207H140ZM154 206V207H153ZM156 206V207H155ZM180 207L182 206V205H179ZM134 207V208H133ZM71 208V209H70ZM129 208H131L130 210H129ZM150 208V209H149ZM153 208H155V211H157V212H154V210H153ZM128 209V210H127ZM152 209V210H151ZM126 210V211H125ZM133 212H132V211ZM139 210H141V211H139ZM145 210V211H144ZM204 210V209H203ZM129 212V211H131L135 216L132 218V216H131V218L132 219H134V222H133V220L132 219H129L130 218V215H127L126 217H124L123 218V212ZM138 211V212H137ZM140 212V213H139ZM145 212V213H144ZM110 213V214H109ZM138 213V214H137ZM141 214V215H140ZM203 214H205V213H203ZM150 215V217H148ZM72 216V217H71ZM139 216V217H138ZM142 216V217H141ZM206 216V214L204 215V218H203V221H207V217H205ZM65 217V218H64ZM75 217V218H74ZM121 217H122V219H121ZM128 217V218H127ZM67 218V219H66ZM69 218H71L70 220H69ZM74 218V219H73ZM126 218V219H125ZM137 218V219H136ZM140 218V219H139ZM144 218V219H143ZM206 218V219H205ZM107 221H106V220ZM182 217L180 218V219H178V220H176V222L178 223V225H177V223L175 222L174 224L175 225H170V227H181V228H183L184 226H188V224H187V221L186 220H184V218L182 219ZM62 220V221H61ZM68 220V221H67ZM73 220V221H72ZM105 220V221H104ZM127 220H131V221H128V222H125V221H127ZM137 220V221H136ZM181 220V221H180ZM12 220H10L9 222H8V224H10V225H18L19 223H18V221H16L15 222V220H14V223H13V221L11 222ZM58 221V222H57ZM67 221V222H66ZM152 221V220H151ZM179 221V222H178ZM182 221H184L183 223V226H182ZM55 222H57V223H55ZM71 222V223H70ZM131 222V223H130ZM137 222V223H136ZM139 222H140V224H139ZM186 222V223H185ZM60 223V224H59ZM68 223L70 224V225H68ZM181 223V224H180ZM28 224H29V226H31L32 227V225H31V223L30 222H28L26 225L28 226ZM72 224V225H71ZM126 224V225H125ZM131 224V225H130ZM37 225V224H36ZM34 226V227H36L37 229H46V226H42V228L41 227H39V226ZM38 225H43V224H39L38 223ZM58 225V226H57ZM133 225L131 226V227H133ZM177 225V226H176ZM54 226H55V228H54ZM34 227H32V228H34ZM116 227H117V229H116ZM118 227H120L119 228V230H118ZM130 227V228H131ZM185 227V228H186ZM188 228V227H187ZM29 230V229H28ZM30 231V230H29ZM59 231V232H58ZM118 231H120V233L118 232ZM123 231V232H122ZM32 232V231H31ZM115 232V233H114ZM59 234V235H60ZM83 236H84V234H83ZM128 236V237H127ZM12 237L14 238V236H10V241L13 243V240L14 239H12ZM173 237V238H172ZM175 235L173 236H171L169 239H171L172 241H174V242H177L178 240H176V239H178V237L176 236L175 238ZM110 238V239H109ZM108 239V240H107ZM115 239V240H114ZM118 240V241H117ZM130 240V241H129ZM81 242L83 243V244H85V242H83V240H81ZM115 243H117V245L115 244ZM178 244H180V247H181V245H183V247H181V249L182 248H185V245L184 244H181V243H178ZM116 245V246H115ZM12 246L14 247V245L12 244ZM16 247V246H15ZM120 247V248H119ZM187 247V246H186ZM116 248V249H115ZM121 248H122V250H121ZM183 250V249H182ZM185 250V252L187 253V252H189V250L188 251H186L187 249L185 248L184 249ZM183 250V251H184ZM138 253V254H137ZM135 254H137V257H136V255ZM86 256V257H87ZM113 258H115V259H113ZM117 259V260H116ZM121 259V260H120ZM119 260V261H118ZM90 262V261H89Z\"/></svg>","mask_w":264,"mask_h":264},{"label":"water","instance_id":"obj_3","mask_svg":"<svg viewBox=\"0 0 264 264\" xmlns=\"http://www.w3.org/2000/svg\"><path fill=\"white\" fill-rule=\"evenodd\" d=\"M207 110V103L206 102H190L188 104V110H187V117L195 120V121H201Z\"/></svg>","mask_w":264,"mask_h":264}]
</instances>
